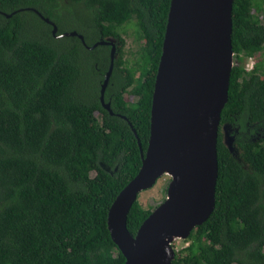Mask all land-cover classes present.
Returning <instances> with one entry per match:
<instances>
[{
	"label": "trees",
	"instance_id": "16d2710c",
	"mask_svg": "<svg viewBox=\"0 0 264 264\" xmlns=\"http://www.w3.org/2000/svg\"><path fill=\"white\" fill-rule=\"evenodd\" d=\"M169 2L0 0V264H124L107 214L141 165L138 140L143 150L148 143ZM75 9L86 25L64 28ZM128 23L138 43L131 62L123 58ZM67 30L76 33L61 35ZM105 35L119 40L104 90L112 113L99 97L109 46H88ZM231 43L214 207L173 264H264V59L244 65L264 53V0L232 1ZM241 121L262 132L251 138L240 129L234 155L220 126ZM151 210L132 203L131 233Z\"/></svg>",
	"mask_w": 264,
	"mask_h": 264
},
{
	"label": "water",
	"instance_id": "95a60500",
	"mask_svg": "<svg viewBox=\"0 0 264 264\" xmlns=\"http://www.w3.org/2000/svg\"><path fill=\"white\" fill-rule=\"evenodd\" d=\"M232 1L169 2L152 92L148 143L143 150L138 140L141 165L116 194L107 214L110 234L125 257L124 264H173L172 239L189 236L214 207L217 135L233 65ZM43 18L55 33L56 24ZM115 56L112 43L100 87L101 103L110 113V102L103 98ZM163 173L170 175L167 196L131 233L126 223L130 206L139 191Z\"/></svg>",
	"mask_w": 264,
	"mask_h": 264
},
{
	"label": "rangeland",
	"instance_id": "374dc122",
	"mask_svg": "<svg viewBox=\"0 0 264 264\" xmlns=\"http://www.w3.org/2000/svg\"><path fill=\"white\" fill-rule=\"evenodd\" d=\"M79 12H81V10H77V9H75L74 11H70L69 13L66 12L63 16V21H62L63 27L69 28V26L73 25V22L86 25V19L84 14ZM87 23L90 24L88 21ZM124 27H125L124 30L121 31L122 36L125 40L123 45V51H124L123 58H127L131 62L133 58L136 57V50L138 47V43L134 40L133 24L128 23L125 24ZM105 40L115 45V53L117 54V46L119 40L114 36H109ZM262 58L264 59V53H260V52H255L254 55H250L246 57L244 59L245 68L248 70L251 69L253 64L257 61V59H262ZM87 84L89 87L92 85L95 86L94 79L88 78ZM125 98L127 100H132L134 98V95L126 92ZM95 114L97 116L100 115L98 111H95ZM242 124H243L242 128L237 122L236 123L225 122L220 126L223 140L234 155L238 154L237 135L240 129L245 130L246 134L251 138H255L259 136L262 132V127L260 125H254L253 123L248 121L245 122V125L244 122ZM169 180H170V175L167 173H163L156 179L155 183L139 191L137 199L143 205V207L153 209L167 196V186ZM189 242H190V238L188 236L186 237L177 236L172 239V246L176 252L177 250H181L182 248H184V246H186Z\"/></svg>",
	"mask_w": 264,
	"mask_h": 264
},
{
	"label": "flooded vegetation",
	"instance_id": "af4514ba",
	"mask_svg": "<svg viewBox=\"0 0 264 264\" xmlns=\"http://www.w3.org/2000/svg\"><path fill=\"white\" fill-rule=\"evenodd\" d=\"M109 36H113V35H105V36H101L100 37V39H106L107 37H109ZM97 44H99V43H97ZM100 44H106V45H108L109 46V56H110V50H111V47H112V43H110V42H108V41H106V42H104V43H100ZM109 63H110V59H109ZM113 65H114V61H113ZM113 68V67H112ZM111 74V73H110ZM104 75H105V73H104ZM110 77V76H109ZM109 81V80H108ZM107 86V85H106ZM105 90V89H104ZM99 97H100V95H99ZM104 101H109V100H106L105 99V96H104ZM110 102V101H109Z\"/></svg>",
	"mask_w": 264,
	"mask_h": 264
}]
</instances>
